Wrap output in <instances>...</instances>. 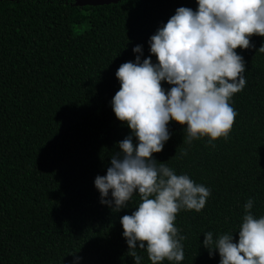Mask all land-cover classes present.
<instances>
[{
  "label": "trees",
  "instance_id": "trees-1",
  "mask_svg": "<svg viewBox=\"0 0 264 264\" xmlns=\"http://www.w3.org/2000/svg\"><path fill=\"white\" fill-rule=\"evenodd\" d=\"M179 7L196 11L198 3L0 0V264H135L120 221L140 196L116 212L101 203L94 181L132 135L112 108L115 74L137 56L158 63L150 38ZM250 41L254 47L236 49L246 86L229 101L236 116L228 138L188 143L186 125L171 121L170 138L153 153L158 164L211 191L200 212L176 216L186 237L183 261L161 264H220L204 233L214 240L233 234L238 242L249 199L254 217L264 216V37ZM137 45L141 53L133 52ZM136 251L140 264H151L146 248Z\"/></svg>",
  "mask_w": 264,
  "mask_h": 264
},
{
  "label": "clouds",
  "instance_id": "clouds-1",
  "mask_svg": "<svg viewBox=\"0 0 264 264\" xmlns=\"http://www.w3.org/2000/svg\"><path fill=\"white\" fill-rule=\"evenodd\" d=\"M197 3L196 11L179 7L151 36L150 52L158 63L150 57L141 62L137 56L115 74L120 89L112 108L132 135L119 142L120 151L112 156L106 175H98L94 184L101 203L116 212L138 192V207L120 221L135 264L142 259L137 248H146L151 264L183 261L181 241L186 237L179 235L176 216L181 209L200 212L211 195L209 188L153 159L170 138L169 122L186 125L188 143L202 137L209 142L227 139L236 116L229 101L246 86L245 62L236 49L254 47V35L264 37V0ZM141 51L139 45L133 48L134 53ZM258 51L264 53V46ZM162 81L171 85L167 92ZM252 207L249 199L238 242L233 234L214 240L212 232L204 233V247L210 257L218 251L220 264H264V216L254 217Z\"/></svg>",
  "mask_w": 264,
  "mask_h": 264
},
{
  "label": "water",
  "instance_id": "water-1",
  "mask_svg": "<svg viewBox=\"0 0 264 264\" xmlns=\"http://www.w3.org/2000/svg\"><path fill=\"white\" fill-rule=\"evenodd\" d=\"M121 0H76L77 6H102L118 3Z\"/></svg>",
  "mask_w": 264,
  "mask_h": 264
}]
</instances>
